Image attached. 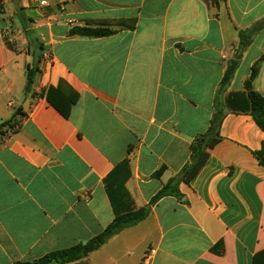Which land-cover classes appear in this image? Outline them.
<instances>
[{
  "label": "crops",
  "instance_id": "0c3cea01",
  "mask_svg": "<svg viewBox=\"0 0 264 264\" xmlns=\"http://www.w3.org/2000/svg\"><path fill=\"white\" fill-rule=\"evenodd\" d=\"M48 1L56 8L1 0L0 124L17 125L0 134V264L102 233L115 218L105 179L124 161L133 206H150L149 216L68 264H264V131L251 115L228 113L180 196L151 205L190 162L218 96L243 91L264 56V23L253 30L264 0L220 9L202 0ZM99 26L114 32L72 33ZM240 31L248 44L238 58ZM252 86L264 97V60Z\"/></svg>",
  "mask_w": 264,
  "mask_h": 264
},
{
  "label": "trees",
  "instance_id": "16d2710c",
  "mask_svg": "<svg viewBox=\"0 0 264 264\" xmlns=\"http://www.w3.org/2000/svg\"><path fill=\"white\" fill-rule=\"evenodd\" d=\"M209 7L220 9L221 3L226 0H202ZM4 8L0 0V11ZM264 23L260 21L253 27V30ZM252 30V29H251ZM114 31L108 27H83L76 28L72 31L73 34L84 36H107L111 35ZM241 48L238 58L241 56L242 50L248 44L244 42L245 31H240ZM264 60V56L260 61ZM259 62H257L251 72L250 78L245 83L243 91L231 92L227 95L225 100H221L218 96L215 102V113L210 122V127L206 133L198 136L190 146L191 158L190 162L186 164L179 174L171 178L155 195L151 201V205L157 203L159 200L166 196L178 195L179 184L189 183L190 178L199 170L207 157V150L213 148L220 140V129L223 119L228 113H243L249 114L253 117L256 124L264 131V97L253 89L252 83L259 73ZM238 61H232L224 75L221 83V92L224 87L230 82L234 75ZM36 69L28 68V88L30 89L34 73ZM17 125L16 120L11 119L0 124V134L4 133L5 128H14ZM259 155V154H258ZM257 155V156H258ZM165 167H161L155 174V177H160L164 172ZM130 176L129 163L124 161L121 165L117 166L105 179V187L111 205L113 207L115 218L111 224L99 235L93 237L85 243H80L71 248L51 252L35 261L31 262H17L15 264H68L87 257L90 253L100 249L105 245L113 236L117 235L126 228L133 227L143 220H145L151 211L150 206L135 209L133 206L131 196L125 187Z\"/></svg>",
  "mask_w": 264,
  "mask_h": 264
},
{
  "label": "built area",
  "instance_id": "2783aa9c",
  "mask_svg": "<svg viewBox=\"0 0 264 264\" xmlns=\"http://www.w3.org/2000/svg\"><path fill=\"white\" fill-rule=\"evenodd\" d=\"M28 3L34 4L37 7L46 9V8H56V4L51 3L48 0H26ZM61 10H64V8H61ZM72 22V21H71Z\"/></svg>",
  "mask_w": 264,
  "mask_h": 264
}]
</instances>
